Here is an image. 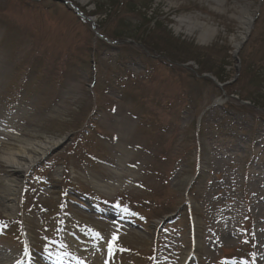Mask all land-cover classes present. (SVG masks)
<instances>
[{
    "label": "rangeland",
    "instance_id": "374dc122",
    "mask_svg": "<svg viewBox=\"0 0 264 264\" xmlns=\"http://www.w3.org/2000/svg\"><path fill=\"white\" fill-rule=\"evenodd\" d=\"M0 253L264 264V0H0Z\"/></svg>",
    "mask_w": 264,
    "mask_h": 264
},
{
    "label": "bare ground",
    "instance_id": "6f19581e",
    "mask_svg": "<svg viewBox=\"0 0 264 264\" xmlns=\"http://www.w3.org/2000/svg\"><path fill=\"white\" fill-rule=\"evenodd\" d=\"M79 3L83 4L86 0H76ZM251 18L249 14H247L246 10H242L240 17V24L246 30L249 25ZM183 23V20L179 21ZM199 27V25H197ZM190 27L197 28L196 26L190 24ZM213 35L212 30L209 28H202L199 35V41L202 43H206L209 39H211ZM238 43H235V46ZM56 143L53 141H41L36 142L34 144H25L20 146L16 150H7L4 152L1 159L5 162L6 166L10 171L16 173H26L32 165L39 161L41 157H43ZM16 190V183L11 182L8 184L7 196L9 200L14 196V192ZM1 254V253H0ZM184 262V261H183ZM183 262L181 264H183Z\"/></svg>",
    "mask_w": 264,
    "mask_h": 264
},
{
    "label": "trees",
    "instance_id": "16d2710c",
    "mask_svg": "<svg viewBox=\"0 0 264 264\" xmlns=\"http://www.w3.org/2000/svg\"><path fill=\"white\" fill-rule=\"evenodd\" d=\"M233 83V82H232ZM228 87V86H227Z\"/></svg>",
    "mask_w": 264,
    "mask_h": 264
}]
</instances>
